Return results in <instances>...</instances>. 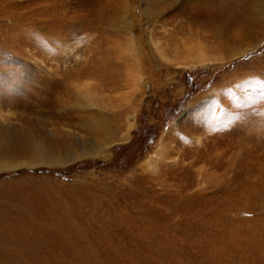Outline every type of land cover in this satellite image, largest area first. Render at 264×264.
<instances>
[{"label": "rangeland", "instance_id": "obj_1", "mask_svg": "<svg viewBox=\"0 0 264 264\" xmlns=\"http://www.w3.org/2000/svg\"><path fill=\"white\" fill-rule=\"evenodd\" d=\"M261 82L264 0H0V264H264Z\"/></svg>", "mask_w": 264, "mask_h": 264}, {"label": "snow or ice", "instance_id": "obj_2", "mask_svg": "<svg viewBox=\"0 0 264 264\" xmlns=\"http://www.w3.org/2000/svg\"><path fill=\"white\" fill-rule=\"evenodd\" d=\"M261 87L264 88V82H261ZM264 96V92L261 93Z\"/></svg>", "mask_w": 264, "mask_h": 264}, {"label": "trees", "instance_id": "obj_3", "mask_svg": "<svg viewBox=\"0 0 264 264\" xmlns=\"http://www.w3.org/2000/svg\"><path fill=\"white\" fill-rule=\"evenodd\" d=\"M151 137H149V139H150Z\"/></svg>", "mask_w": 264, "mask_h": 264}]
</instances>
